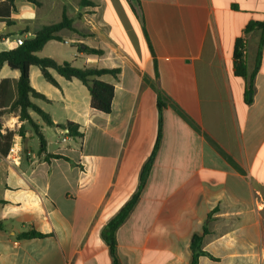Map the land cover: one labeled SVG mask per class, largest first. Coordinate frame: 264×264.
<instances>
[{
    "label": "crops",
    "instance_id": "0c3cea01",
    "mask_svg": "<svg viewBox=\"0 0 264 264\" xmlns=\"http://www.w3.org/2000/svg\"><path fill=\"white\" fill-rule=\"evenodd\" d=\"M80 1L15 0L10 24L0 20V51H10L66 13L83 36L65 34L37 56L120 70L97 78L115 86L105 115L91 109L79 80L52 71L55 87L31 67V86L48 99L33 101L55 126L31 113L42 152L31 128L19 135L27 122L18 109L1 118L20 159L10 165L0 152V264H114L102 232L139 188L159 104L160 148L116 232L117 262L192 264L201 237L200 250L215 259L202 255L199 264H264V41L261 29L246 31L264 21V0H93L85 8ZM239 40L248 78L234 73ZM19 77L0 67V83H12V100H4L15 101ZM66 122L82 136H69L59 126ZM31 232L45 236H23Z\"/></svg>",
    "mask_w": 264,
    "mask_h": 264
},
{
    "label": "trees",
    "instance_id": "16d2710c",
    "mask_svg": "<svg viewBox=\"0 0 264 264\" xmlns=\"http://www.w3.org/2000/svg\"><path fill=\"white\" fill-rule=\"evenodd\" d=\"M15 0H4L0 3V20L10 24L11 12L14 9ZM33 4H37L36 0H26ZM81 7H95L96 4L93 0H81ZM261 29L263 32V37L261 44L264 41V21L261 23H251L247 26L246 31L249 32L254 28ZM70 31L76 34L80 33L73 26V21L67 16L66 13L63 14V18L59 23L44 26L41 30L36 32L31 38L24 41V43L18 46L14 50L10 51H0V67L5 64L12 70L19 71L20 77L15 84V101L4 100V97H13L11 91L12 83L10 80H4L0 83V152L3 155H7L11 149L13 138L15 133L7 131L4 135L1 133L2 123L1 118L6 113L7 110L18 109L19 118L23 122H27L33 128L35 135L39 138L41 143L40 151L45 152L46 141L44 139L41 127L33 120L31 113H35L41 120L47 125L54 127L50 115L43 111L33 100H44L48 99L37 92L31 86L30 82V69L32 66L39 68L43 77L47 82L55 87H58V83L54 78L52 71L56 72L58 75L63 77L68 81L74 79L79 80L89 91L91 102L90 107L92 110L100 112L102 114L108 115L112 111V101L115 93V86L98 80L103 75L112 74L117 75L119 69H98V68H77L72 66L69 62L58 63L52 58H41L37 56L45 45L50 41H64L61 32ZM80 51L88 55H102L103 51L100 49L90 48L87 45L79 44ZM84 46V48H82ZM244 43L239 40L234 55V73L236 76L241 78H248V69L246 66V61L244 57ZM248 103L250 100L247 101ZM162 106L159 104V133L158 138L154 147V150L144 165L141 176L140 185L134 196L124 205V207L118 212V214L108 223L102 232V238L110 248V252L114 258V264H119L116 259V232L118 229L126 222L134 208L136 207L140 194L146 185L148 176L151 172L152 166L155 161L156 154L160 148V143L162 139ZM61 128L67 130V134L73 138L81 137L82 134L79 132L80 126L73 122H66L63 125H59ZM19 135L24 136V129L21 127L19 129ZM5 148L7 150H5ZM48 158L61 159L64 158L59 155H48ZM66 159V158H64ZM238 170H241L240 168ZM24 237H44L45 235L31 232L23 235ZM202 241L201 237H195L192 242V250L194 252L192 264H199V257L202 255H207L212 259H215L208 253H204L200 250V243Z\"/></svg>",
    "mask_w": 264,
    "mask_h": 264
},
{
    "label": "built area",
    "instance_id": "2783aa9c",
    "mask_svg": "<svg viewBox=\"0 0 264 264\" xmlns=\"http://www.w3.org/2000/svg\"><path fill=\"white\" fill-rule=\"evenodd\" d=\"M24 43V39L19 38L17 40V45L20 46ZM245 49L243 50L244 53ZM64 141H66V138L63 139ZM20 151L16 148V145H12L6 160L10 165H17L19 163V159H20Z\"/></svg>",
    "mask_w": 264,
    "mask_h": 264
},
{
    "label": "rangeland",
    "instance_id": "374dc122",
    "mask_svg": "<svg viewBox=\"0 0 264 264\" xmlns=\"http://www.w3.org/2000/svg\"><path fill=\"white\" fill-rule=\"evenodd\" d=\"M69 35V36H72L74 33L73 32H70V31H64V32H61V36H64V35ZM11 112H13V110H9ZM28 128H31L33 130V128L30 126L29 123H26V128H23V129H28ZM34 131V130H33ZM263 197H264V194H263Z\"/></svg>",
    "mask_w": 264,
    "mask_h": 264
}]
</instances>
